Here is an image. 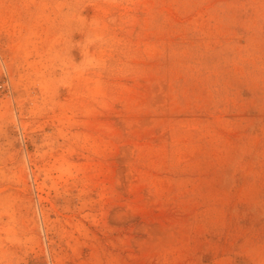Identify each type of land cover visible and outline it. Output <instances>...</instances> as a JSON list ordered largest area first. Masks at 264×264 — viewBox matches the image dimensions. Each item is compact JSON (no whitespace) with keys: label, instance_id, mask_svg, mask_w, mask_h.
Masks as SVG:
<instances>
[{"label":"rangeland","instance_id":"rangeland-1","mask_svg":"<svg viewBox=\"0 0 264 264\" xmlns=\"http://www.w3.org/2000/svg\"><path fill=\"white\" fill-rule=\"evenodd\" d=\"M0 264H264V0H0Z\"/></svg>","mask_w":264,"mask_h":264}]
</instances>
